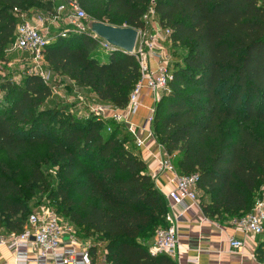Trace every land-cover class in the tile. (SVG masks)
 <instances>
[{"label": "trees", "instance_id": "16d2710c", "mask_svg": "<svg viewBox=\"0 0 264 264\" xmlns=\"http://www.w3.org/2000/svg\"><path fill=\"white\" fill-rule=\"evenodd\" d=\"M79 3L90 20L134 28L153 6L172 43L186 50L156 103L153 132L181 174L198 173L204 215L226 222L251 211L264 184V134L254 128L264 125V0ZM34 5L53 9L50 1L0 0V61L14 40L16 14ZM96 45L86 33L57 36L44 58L62 79L124 108L140 77L138 61L119 49L101 61L91 53ZM0 89V232L26 230L30 196L46 184L44 161L57 166L61 215L81 237L104 243L107 263L175 264L149 253L157 229L167 225V206L118 125L42 107L52 88L36 74ZM36 145L45 146L44 160L31 151ZM256 255L264 259V230Z\"/></svg>", "mask_w": 264, "mask_h": 264}, {"label": "built area", "instance_id": "2783aa9c", "mask_svg": "<svg viewBox=\"0 0 264 264\" xmlns=\"http://www.w3.org/2000/svg\"><path fill=\"white\" fill-rule=\"evenodd\" d=\"M48 1L53 4L50 21H63L64 24L58 34L59 36L67 37L73 33H86L98 39L99 46L104 51L111 52L119 49L89 31L88 22L90 18L80 6L79 0ZM56 2L58 3L56 4ZM148 12L152 16L154 15L153 18L157 14L151 6L142 16L143 27L136 28L138 36L133 55L139 64L140 77L129 95L127 106L131 113H135L139 107L138 97L143 86H146L153 94H162L167 91L168 81L172 75L170 65L167 63L168 58L163 57L157 51L164 36L159 23L150 25L153 28L151 34L146 29L145 21ZM40 22V20L37 21V23ZM165 31L168 38L170 31L167 28ZM13 43L16 49L30 53L34 61L40 62L43 61L44 49L49 40L40 31L36 23L22 18L16 24ZM152 56L156 57L157 61L155 66L150 67L146 57ZM34 70L35 74L41 76L44 81L48 77V74L41 70L39 64L34 66ZM158 100L159 96L156 97V101ZM93 111L97 115H101L105 111V107L98 106ZM154 112L155 107H150L149 113L141 126L147 132L149 138L153 137L151 128ZM113 118L119 120L118 115H113ZM127 129L133 136L135 146L137 148L143 147L145 139L136 134L137 127L129 124ZM159 164L169 171L174 169L168 156L160 160ZM198 180L199 175L197 172L180 174L174 178L173 186L165 193L169 203V210L165 215L167 225L157 229L153 243L148 249L151 255L174 254L178 246L177 223L179 218L187 212H193L196 207H200ZM173 209L177 210L176 215L173 212L170 213ZM232 223L245 233L262 235L264 230V192L257 195L251 211L233 218ZM26 227V230L19 234L0 232V247H6L14 255L16 264H97L94 253L90 250L93 245L86 246L77 241L74 226L70 220L63 219L52 211L50 213L37 211L28 214ZM229 245L232 250H238L243 246V242L229 238Z\"/></svg>", "mask_w": 264, "mask_h": 264}, {"label": "crops", "instance_id": "0c3cea01", "mask_svg": "<svg viewBox=\"0 0 264 264\" xmlns=\"http://www.w3.org/2000/svg\"><path fill=\"white\" fill-rule=\"evenodd\" d=\"M146 61L150 67H153L157 58L154 56L146 57ZM62 81L67 84L68 90L76 89L79 93L89 97L93 94L94 101L89 103L91 106L94 105L92 111L98 106L105 107V111L100 116L108 121L116 122L115 124L120 127L121 131H124L122 135L128 142L130 149L144 160L147 171L152 176L158 191L164 197L167 210H169L165 193L173 186L174 178L181 173L172 159L174 154L166 152L155 136L153 127L151 128L153 137L150 138L147 137V132L141 128L149 113V108L156 106L159 101H156V97L159 96L160 99L163 93L153 94L146 86H143L138 97L139 107L135 113H131L127 105L124 108H114L107 102L99 100L87 88L79 87L70 80L62 79ZM113 115H118L119 120L114 119ZM129 124L136 126V134L145 139L143 147L137 148L135 146L133 136L127 129ZM166 156L173 164V171H169L159 164V161ZM172 212L174 215L177 214L176 209L170 211V213ZM177 226L178 246L173 255H165L175 264H264V259L261 260L256 255L259 243L262 241V235L243 232L232 223V219L220 222L204 215L201 208L196 207L193 212H187L180 217ZM229 238L242 241L243 246L238 250H232L229 245ZM152 243L153 241L150 245ZM97 248L93 254L94 259L97 264H106L104 247L99 244ZM13 256L6 247H0V264H16Z\"/></svg>", "mask_w": 264, "mask_h": 264}, {"label": "rangeland", "instance_id": "374dc122", "mask_svg": "<svg viewBox=\"0 0 264 264\" xmlns=\"http://www.w3.org/2000/svg\"><path fill=\"white\" fill-rule=\"evenodd\" d=\"M41 3H45L48 0H40ZM58 2H56L57 4ZM148 8H151L148 7ZM52 15V9H47L41 5H34L29 7L25 12L17 15L18 20L24 18L29 21L36 23L40 31L44 33L49 42L53 41L55 37L59 36V32L63 27V21L51 22L50 17ZM148 17L146 22V29L151 34L153 28L150 25L154 23H159L158 15L156 17L150 12L147 13ZM40 20V23L37 21ZM160 25V23H159ZM164 36L162 38V42L159 43V48L157 49L158 53L163 57H167V63L170 65V70H173V65L175 60H180L181 57L185 54V48L180 44H173L170 40L169 36L167 38V33L165 31L166 28H163L160 25ZM96 52V57L100 60L108 58V52L104 51L100 48L99 42L97 39V45L94 49L91 50V53ZM45 56L43 55V61L36 62L33 59V56L25 51L18 50L14 47L13 41L6 47L4 52V60L0 61V84L5 82L21 84L23 78L27 74H35L34 66H40L41 70L44 73L48 74L45 82L52 88V95L45 100L42 107L48 108L56 106L58 108L64 109L65 111L72 112L77 117L86 118L90 115H97L95 111H92V107L89 105L91 101H94L92 95L85 96L83 93H79L78 90L72 89L68 90L62 78L54 72L45 61ZM66 81H68L66 79ZM5 92L0 89V104H4L5 101ZM101 117L100 115H97ZM116 121V120H114ZM116 122H114L115 124ZM116 125V124H115ZM255 130L263 135L264 134V125H257L254 127ZM107 130H110V127L107 126ZM124 130V129H123ZM123 132L121 131L120 137H123ZM35 155H39L44 160L45 157V146L44 145H36L31 149ZM30 151V152H31ZM44 157V158H43ZM42 172L46 177V184L43 187H39V189H35L34 193L30 196L28 201L29 204V213L44 211L45 213H50L51 211L56 213L58 216L65 219L64 216L61 215V212L58 207V202L60 201V205H64L62 200H59L56 195L58 192V176H57V166L52 165L50 163L42 162L41 167ZM264 192V184H261L258 188L257 193ZM67 219V218H66ZM73 224V223H72ZM74 231L76 233L77 241L84 245H94L96 249H98V245L100 244L104 247V243L101 240H98L96 236L93 237H81L79 228L74 224Z\"/></svg>", "mask_w": 264, "mask_h": 264}, {"label": "water", "instance_id": "95a60500", "mask_svg": "<svg viewBox=\"0 0 264 264\" xmlns=\"http://www.w3.org/2000/svg\"><path fill=\"white\" fill-rule=\"evenodd\" d=\"M89 31L125 53L133 54L138 30L130 26H115L102 21L89 20Z\"/></svg>", "mask_w": 264, "mask_h": 264}]
</instances>
